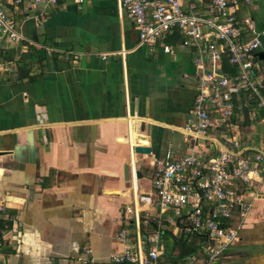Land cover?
<instances>
[{
	"label": "crops",
	"instance_id": "0c3cea01",
	"mask_svg": "<svg viewBox=\"0 0 264 264\" xmlns=\"http://www.w3.org/2000/svg\"><path fill=\"white\" fill-rule=\"evenodd\" d=\"M240 13L264 30V0H244ZM14 16L25 40L0 39V149L7 151L0 155V220L13 225L6 264H78L87 249L96 264H115L111 256L123 249L118 235L126 225L135 241L160 225L158 264H180L183 257L166 253L165 229L180 231L167 215L143 205L151 213L141 215L152 222L137 225L125 209L153 196L154 160L189 148L174 127L186 122L198 96L196 48L185 46L178 30L158 44H141L119 0L67 2L41 22L17 10ZM259 52L264 95V36ZM235 104L221 133L264 154V107L250 105L244 93ZM134 145L152 151L135 152ZM245 198L252 209L243 221L237 213L231 220L239 239L217 264H264V175ZM191 235L200 247L201 236Z\"/></svg>",
	"mask_w": 264,
	"mask_h": 264
},
{
	"label": "built area",
	"instance_id": "2783aa9c",
	"mask_svg": "<svg viewBox=\"0 0 264 264\" xmlns=\"http://www.w3.org/2000/svg\"><path fill=\"white\" fill-rule=\"evenodd\" d=\"M83 1L0 0V39L11 45L25 40L15 10L41 22L50 8ZM243 1L119 0L136 26L141 44H158L168 32L178 30L185 37L183 44L194 46L197 51L198 96L186 122L174 127L188 141L189 148L182 155L169 151L154 160L153 196L144 194L125 209L137 225L140 219L145 225L152 222L149 215H141L142 211L151 213V209L142 207L146 205L160 217L167 215L169 222L179 229L184 225L186 231L202 236L200 249L183 257L180 264L219 262L224 247L239 239V226L231 220L237 213L243 221L252 209V203L245 198L246 188L264 175L262 152L251 153L239 139L221 133L222 126L230 125L239 94L255 97L257 104L264 107L258 74V51L264 30H258L250 16L240 13ZM163 48L174 52L168 44ZM226 63L233 69L226 71ZM251 116H256L255 109ZM0 212H5L3 205ZM159 228L145 240L135 241L126 225L118 235L123 249L112 254V262L158 264L162 246L160 225ZM11 229L13 225L0 224V264H6L3 248ZM87 253L78 264H96L89 255L90 249Z\"/></svg>",
	"mask_w": 264,
	"mask_h": 264
},
{
	"label": "trees",
	"instance_id": "16d2710c",
	"mask_svg": "<svg viewBox=\"0 0 264 264\" xmlns=\"http://www.w3.org/2000/svg\"><path fill=\"white\" fill-rule=\"evenodd\" d=\"M227 69L229 66H227ZM231 68V67H230ZM262 92L264 93V89H262ZM250 105H254L256 104L258 101L255 97H250ZM244 109L246 110V114H247V110L248 107H244ZM0 220V224H1ZM181 228L179 229L180 231L178 232H173L172 230H170V228H166L164 231V237L166 238V253L169 254V256H171L173 253V255H176V258H180V257H185L188 254L194 253L197 250V247H199V245H196V241L195 239H193V236L191 234H195V236H199L197 233L194 232H190V231H186L185 226L182 225L180 226ZM183 232V234H182ZM188 232V233H187ZM187 235V236H186ZM172 238L173 241H169L168 238ZM202 237V236H201ZM172 255V256H173Z\"/></svg>",
	"mask_w": 264,
	"mask_h": 264
},
{
	"label": "water",
	"instance_id": "95a60500",
	"mask_svg": "<svg viewBox=\"0 0 264 264\" xmlns=\"http://www.w3.org/2000/svg\"><path fill=\"white\" fill-rule=\"evenodd\" d=\"M261 55V53L259 52L258 53V56H260ZM134 151L135 152H147V153H149V152H151L152 151V147H150V146H141V145H136L135 146V148H134ZM7 151L6 150H1L0 149V155L1 154H4V153H6ZM128 165H126L125 166V174H126V177H128Z\"/></svg>",
	"mask_w": 264,
	"mask_h": 264
},
{
	"label": "rangeland",
	"instance_id": "374dc122",
	"mask_svg": "<svg viewBox=\"0 0 264 264\" xmlns=\"http://www.w3.org/2000/svg\"><path fill=\"white\" fill-rule=\"evenodd\" d=\"M200 143H203V144H205L206 142L200 141Z\"/></svg>",
	"mask_w": 264,
	"mask_h": 264
},
{
	"label": "bare ground",
	"instance_id": "6f19581e",
	"mask_svg": "<svg viewBox=\"0 0 264 264\" xmlns=\"http://www.w3.org/2000/svg\"><path fill=\"white\" fill-rule=\"evenodd\" d=\"M143 136H140V139L142 140Z\"/></svg>",
	"mask_w": 264,
	"mask_h": 264
}]
</instances>
